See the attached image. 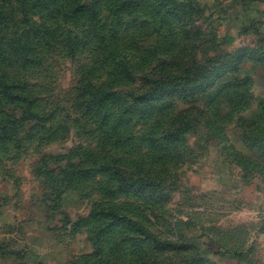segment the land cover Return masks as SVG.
I'll list each match as a JSON object with an SVG mask.
<instances>
[{
    "label": "rangeland",
    "instance_id": "obj_1",
    "mask_svg": "<svg viewBox=\"0 0 264 264\" xmlns=\"http://www.w3.org/2000/svg\"><path fill=\"white\" fill-rule=\"evenodd\" d=\"M0 4V42L40 18L89 38L27 72L47 119L1 144L0 264H264V0ZM83 78L109 79L113 128L76 102ZM65 152L72 185L38 171Z\"/></svg>",
    "mask_w": 264,
    "mask_h": 264
},
{
    "label": "trees",
    "instance_id": "obj_2",
    "mask_svg": "<svg viewBox=\"0 0 264 264\" xmlns=\"http://www.w3.org/2000/svg\"><path fill=\"white\" fill-rule=\"evenodd\" d=\"M46 4V1H43ZM3 8L0 4V19L2 15ZM97 12V11H96ZM79 8L74 5L72 6L68 16H73L78 18ZM96 15V13H95ZM51 20L40 18V23L34 29L36 32L34 36L36 41L27 42L24 38L21 40H16L14 37L10 40H6L5 35H3V41L0 42V148L2 142H7L13 137L17 136V127L23 124L33 122V121H45L46 116L40 115L36 108V102L38 98L34 97L31 92V84L27 80V72L31 70L32 67H36L43 64L44 55L48 52L46 49H55L59 47L62 52L66 51L68 54H75L79 50V45L81 43L86 44L88 42V36H84V42L72 39L73 36H68L65 31L62 32V43L57 44L53 39V27ZM27 31V30H26ZM23 31L22 34H16L15 37H23L25 34H30L29 32ZM69 42L67 43V41ZM92 78H83L78 81L75 86V100L78 104H83L87 106L86 109L90 111H96L100 116L99 129L105 126H109L110 129L114 125L110 126V112L108 111L111 106V92L104 87L109 82V79L104 80L102 85H93ZM133 100L136 99L133 97ZM96 107V109H95ZM102 142L108 144V136L110 133L106 130L103 131ZM49 154H52L50 152ZM64 156H52V158L57 157L60 162L55 163V168H51L50 164L48 169L44 166V169H38L42 174L46 173V178L52 176V173L60 171V175L65 174L70 177L69 185L75 184L77 182V175L83 173L79 170L80 163H74L71 161L72 152L63 153ZM64 160H70L67 165V169L62 163ZM114 159L109 158L107 161H113ZM119 162L118 159H115ZM98 163L97 158H94L93 164ZM106 167L109 177L117 174L118 168H112L110 170L109 165L104 164ZM117 167V166H115ZM78 171V172H77ZM75 175L74 177L71 175ZM65 190H61L60 197L58 200L64 201ZM2 248V247H0Z\"/></svg>",
    "mask_w": 264,
    "mask_h": 264
},
{
    "label": "crops",
    "instance_id": "obj_3",
    "mask_svg": "<svg viewBox=\"0 0 264 264\" xmlns=\"http://www.w3.org/2000/svg\"><path fill=\"white\" fill-rule=\"evenodd\" d=\"M257 15V23L259 26V30L260 32H262L261 34L264 35V9H258V12H256Z\"/></svg>",
    "mask_w": 264,
    "mask_h": 264
}]
</instances>
